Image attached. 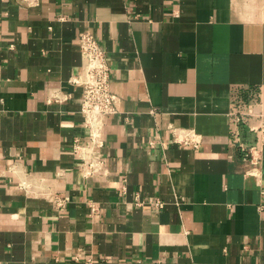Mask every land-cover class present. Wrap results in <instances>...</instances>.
I'll return each instance as SVG.
<instances>
[{"label": "crops", "instance_id": "0c3cea01", "mask_svg": "<svg viewBox=\"0 0 264 264\" xmlns=\"http://www.w3.org/2000/svg\"><path fill=\"white\" fill-rule=\"evenodd\" d=\"M81 31L118 97L93 175ZM262 112L264 0H0V264H264Z\"/></svg>", "mask_w": 264, "mask_h": 264}, {"label": "built area", "instance_id": "2783aa9c", "mask_svg": "<svg viewBox=\"0 0 264 264\" xmlns=\"http://www.w3.org/2000/svg\"><path fill=\"white\" fill-rule=\"evenodd\" d=\"M78 45L81 56L85 60L84 70L70 78V82L82 87L80 111L84 118V127L90 130V143L85 144L79 137L73 141V148L82 161L85 174H101L105 168V160L99 151L102 145L100 129L103 118L117 113L118 97L110 89L111 70L105 51L97 37L90 31L78 34ZM259 136L264 145V112L260 113L259 123L251 128ZM258 148L251 146L244 149L243 158L255 166L258 163ZM255 168V167H254ZM249 173L251 168L247 170ZM65 198L57 195L55 204L64 206ZM93 210L96 206L90 204ZM162 207V202H156Z\"/></svg>", "mask_w": 264, "mask_h": 264}]
</instances>
